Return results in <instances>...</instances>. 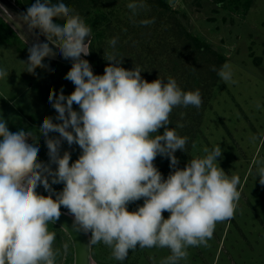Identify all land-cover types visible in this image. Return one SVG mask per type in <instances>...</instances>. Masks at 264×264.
<instances>
[{
    "label": "clouds",
    "instance_id": "9594fccd",
    "mask_svg": "<svg viewBox=\"0 0 264 264\" xmlns=\"http://www.w3.org/2000/svg\"><path fill=\"white\" fill-rule=\"evenodd\" d=\"M126 7L135 16L146 5L131 0ZM0 9L7 16L5 22L12 21L14 31L20 30L16 35L26 45L27 36H35L23 61L25 71L36 75L37 68L50 70L44 60L57 55L51 44L72 61L64 79L75 86L69 95L63 88L59 94L50 90L48 101L58 122L46 116L38 134L25 129L12 132L0 118V264H56V233L48 226L59 220L61 207L73 217V231L91 233L89 247L102 242L117 261L127 259L129 251L139 246L168 248L171 254L160 264H179L187 260L189 247H209L216 224L234 217L241 180L219 166L220 145L205 147L204 156L178 167L175 153L185 152L189 138L176 131L184 127L182 123L168 127L170 114L178 106L200 108L199 89L184 91L171 76L166 82L159 78L149 82L139 66L122 67L123 58L115 51L104 52V73L94 74L83 58L90 54L92 29L63 2L35 0L16 16L2 5ZM59 18L63 24L54 22ZM41 35L46 42L39 41ZM117 40L108 41L112 49ZM217 75L226 84L236 82L229 63ZM8 76L0 68V79ZM260 107L257 102L256 108ZM40 135L48 163L38 159ZM256 139L251 137L252 142ZM62 141L79 146L81 154L74 162L70 163L69 151L60 155ZM157 156L170 161L167 178L154 164ZM257 163L256 175L264 185V162ZM56 184H63L61 191L52 187ZM41 185L48 195L37 193ZM141 199L142 206L128 210L129 204ZM164 212L170 214L168 218Z\"/></svg>",
    "mask_w": 264,
    "mask_h": 264
},
{
    "label": "rangeland",
    "instance_id": "374dc122",
    "mask_svg": "<svg viewBox=\"0 0 264 264\" xmlns=\"http://www.w3.org/2000/svg\"><path fill=\"white\" fill-rule=\"evenodd\" d=\"M11 1L25 12L31 0ZM149 1L143 0L146 7L138 10L135 16L126 7L131 0L122 1L125 9L120 3L117 8L119 13L137 17L139 21L154 20L146 26L162 24L156 31L158 35L171 34L178 21V26L224 55L225 63L232 66L236 81L226 84L217 76L218 82L209 104L195 127L197 134L178 167L183 168L193 157L204 156L205 147L211 150L220 145L223 153L222 158H218L219 166L229 176L235 174L241 180L237 209L233 218L216 224L213 237L208 241L209 247H189L187 260H181L179 264H264V185L259 183L256 175V168L260 166L257 162H264V0H166L170 10L163 20L158 18V11L153 10ZM3 8L13 16L18 14ZM115 13L119 14L118 11ZM5 20L7 16L0 10V68L9 73L7 78L0 79V118L8 122L12 132L25 129L38 134L46 116L53 117L54 123L58 122L55 120L57 113L48 101L50 90L59 94L63 88L65 95L74 91V84L64 79L71 67L54 58H45L44 63L50 70L37 68L36 75L26 72L23 61H27V48L35 42V36L28 35L26 45L16 35L20 30L14 31V24ZM105 31V38L95 41L89 38L94 48L92 56L101 75L107 64L103 47L115 37V30L109 28ZM139 33H142L140 28ZM158 35L154 34L156 41L161 37ZM159 45L160 42H154L152 48L157 46L159 49ZM90 56L91 53L86 57L90 60ZM257 102L261 105L259 109L256 108ZM73 107L75 109L76 105ZM49 135L58 136V133ZM252 136L257 137L255 142H252ZM39 145L38 159L45 162L48 150L42 135L39 136ZM74 151L70 163L81 154L79 146ZM154 164L167 178L171 171L169 159L157 156ZM52 187L61 191L63 184ZM43 195H48L44 188ZM142 205L143 199L129 204L128 210L134 211ZM61 210L68 212L63 207ZM169 215L163 213L165 218ZM48 227L49 231L56 233L54 248L59 250L56 264H74L75 251L69 234L55 223ZM170 254L168 248L141 249L138 246L129 251L127 259L117 261L111 257V249L101 242L91 246V264H160Z\"/></svg>",
    "mask_w": 264,
    "mask_h": 264
},
{
    "label": "trees",
    "instance_id": "16d2710c",
    "mask_svg": "<svg viewBox=\"0 0 264 264\" xmlns=\"http://www.w3.org/2000/svg\"><path fill=\"white\" fill-rule=\"evenodd\" d=\"M123 0H51V3L63 2L68 7L79 13L86 24L92 29L90 39L97 40L105 38V29L115 30L114 36L118 38L115 49L109 44L103 47L104 52L115 51L120 58H123L121 65L125 69H132L139 66L142 69V77L151 82L157 78L167 81L168 77L176 79L178 85L184 91L199 89L202 96V105L200 108L194 106L175 107L170 114V125L168 127L176 128L177 123H182L183 128H176L181 136H187L188 143L185 152L177 150L175 155L179 162L188 154L189 147L193 141L196 132V125L202 120L204 110L209 104L213 88L217 81V72L225 63L223 54L215 52L207 43L199 37L190 34L176 21L175 31L166 35L159 34L161 37L156 41L154 34L162 24L157 23L156 27L140 26L141 23L137 17H130L127 13H119L118 3L122 5ZM31 0L29 5L34 3ZM149 5L153 10L158 11V18L163 20L164 15L168 14L170 5L166 0H150ZM118 11L119 14L115 12ZM126 12V11H124ZM170 15V14H169ZM171 16V15H170ZM175 18V17H174ZM54 22L63 24L64 20L59 18ZM103 27L102 30L99 28ZM142 33H139V28ZM149 27V28H148ZM98 30V31H97ZM97 31V32H96ZM145 34L143 35V32ZM148 33V35H146ZM134 34V35H133ZM129 35H132L128 37ZM158 35V37H159ZM128 37V38H127ZM109 38V37H108ZM154 40V41H153ZM154 42H160L152 48ZM91 43V41H90ZM90 60L95 68V73L100 74L94 55L93 43L90 44ZM168 57V59H167ZM213 68L216 70L214 71ZM99 72V73H98ZM164 129H159V134H163ZM78 145H75V149ZM73 150V152H75ZM93 247V246H92Z\"/></svg>",
    "mask_w": 264,
    "mask_h": 264
},
{
    "label": "water",
    "instance_id": "95a60500",
    "mask_svg": "<svg viewBox=\"0 0 264 264\" xmlns=\"http://www.w3.org/2000/svg\"><path fill=\"white\" fill-rule=\"evenodd\" d=\"M0 5L6 6L8 9L16 11L18 14L22 13L23 11L17 7L11 0H0ZM3 11V9H0ZM12 22V21H11ZM13 23V22H12ZM37 34L39 30H34ZM39 40L41 42H46V38L44 36H39ZM50 47H53L54 51L57 52V55L55 56L54 59L68 65L72 66V61L71 60H66L64 59L60 54H59V49L56 48L54 45L50 44ZM84 59H87L90 64L92 65V70L95 73V68L91 61L87 57H83ZM75 110L79 111L78 106L76 105ZM75 144L72 146H69L66 141H62V147H61V152L60 155H63L64 151H69L70 153L73 151ZM49 162V157L45 161V163ZM51 167L53 169L56 168L55 164H52ZM38 194L43 195V186H38L36 189ZM61 216L59 220L55 223L59 226H61L71 237L73 245H74V251H75V263L74 264H91V247L88 246V241L90 239V233H83V232H75L72 229V223H73V217L68 214V212L61 210Z\"/></svg>",
    "mask_w": 264,
    "mask_h": 264
},
{
    "label": "bare ground",
    "instance_id": "6f19581e",
    "mask_svg": "<svg viewBox=\"0 0 264 264\" xmlns=\"http://www.w3.org/2000/svg\"><path fill=\"white\" fill-rule=\"evenodd\" d=\"M4 6V5H3ZM4 7H6V6H4ZM26 30V29H25Z\"/></svg>",
    "mask_w": 264,
    "mask_h": 264
}]
</instances>
